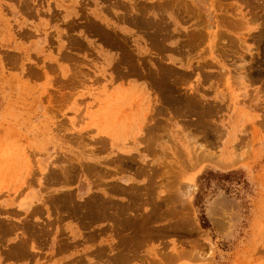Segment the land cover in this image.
Wrapping results in <instances>:
<instances>
[{
  "label": "rangeland",
  "instance_id": "1",
  "mask_svg": "<svg viewBox=\"0 0 264 264\" xmlns=\"http://www.w3.org/2000/svg\"><path fill=\"white\" fill-rule=\"evenodd\" d=\"M0 264H264V0H0Z\"/></svg>",
  "mask_w": 264,
  "mask_h": 264
},
{
  "label": "bare ground",
  "instance_id": "2",
  "mask_svg": "<svg viewBox=\"0 0 264 264\" xmlns=\"http://www.w3.org/2000/svg\"><path fill=\"white\" fill-rule=\"evenodd\" d=\"M171 80V79H170ZM148 118V117H147ZM142 191V190H141ZM143 195V194H142ZM145 195V194H144ZM146 196V195H145ZM132 201V200H131ZM142 203V202H141ZM129 204V203H128ZM136 206V205H135ZM82 210H84V209H82ZM111 211V210H110ZM112 213V212H111ZM103 215V214H102ZM131 215V214H130ZM123 216V215H122ZM116 217H118V216H116ZM123 218V217H122ZM118 219V218H117ZM128 219V218H127Z\"/></svg>",
  "mask_w": 264,
  "mask_h": 264
}]
</instances>
